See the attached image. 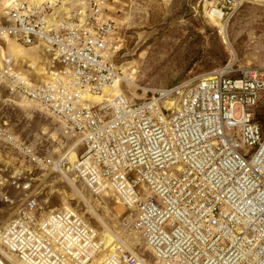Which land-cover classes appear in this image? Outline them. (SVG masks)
<instances>
[{"label": "built area", "instance_id": "obj_1", "mask_svg": "<svg viewBox=\"0 0 264 264\" xmlns=\"http://www.w3.org/2000/svg\"><path fill=\"white\" fill-rule=\"evenodd\" d=\"M112 1L0 0V39L43 55L27 66L43 76L34 81L0 51V82L59 122L62 145L71 140L76 154L74 162L62 156L60 166L68 160L92 194L112 193L132 211L161 264H264V66L229 63L135 104L123 93L87 102L121 77L109 61L117 33ZM260 1L200 2L224 26L244 4ZM0 142L33 170L55 169V160L6 124ZM31 174L14 176L12 185L28 193ZM3 201L17 204L8 195ZM20 202L0 231V264L144 262L121 239L109 246L73 206L41 218L36 197Z\"/></svg>", "mask_w": 264, "mask_h": 264}, {"label": "rangeland", "instance_id": "obj_2", "mask_svg": "<svg viewBox=\"0 0 264 264\" xmlns=\"http://www.w3.org/2000/svg\"><path fill=\"white\" fill-rule=\"evenodd\" d=\"M200 1L111 2L110 12L116 21L117 33L109 61L124 78L120 91L131 104L150 98L155 90L192 82L229 63L237 68L264 66V2L244 4L220 32L205 15ZM0 51L13 54L16 65L22 67L27 66L24 53L31 55L13 39H0ZM40 56L41 52L35 53L36 59ZM129 78L133 80L125 81ZM113 90L89 97L87 102L101 104L117 94ZM175 102L179 107L180 98ZM0 124H6L42 156L55 161L64 155L71 162L75 159L72 141L64 139L66 145H62L59 122L40 107L10 94L1 82ZM68 168L66 164L62 171L52 166L33 170L27 161L0 142V231L18 210L20 200L31 194L38 200L41 218L65 205L73 206L108 239L109 246L116 237L120 238L145 264H161L146 245L142 232L135 227L133 212L118 203L112 193L92 194ZM31 170L33 180L28 193L12 185L14 176ZM4 195L15 199L17 204L4 202Z\"/></svg>", "mask_w": 264, "mask_h": 264}, {"label": "crops", "instance_id": "obj_3", "mask_svg": "<svg viewBox=\"0 0 264 264\" xmlns=\"http://www.w3.org/2000/svg\"><path fill=\"white\" fill-rule=\"evenodd\" d=\"M26 49H28L29 52L31 53V55H28V53H24V56H26V59H24V61H26L27 66H28V64H34V63H38L39 61H42V60H40L41 58H43L42 57L43 55H42V49L41 48L30 47V48H26ZM36 52H41V56H40L41 58L40 59L39 58L38 59L35 58V53ZM20 53H22V49H20ZM27 66L26 67H22L21 65H19V68H20L21 71L26 73L29 78L33 79L34 81H40L43 78V76L41 74H39V73H37L35 71H28L29 69H27Z\"/></svg>", "mask_w": 264, "mask_h": 264}, {"label": "bare ground", "instance_id": "obj_4", "mask_svg": "<svg viewBox=\"0 0 264 264\" xmlns=\"http://www.w3.org/2000/svg\"><path fill=\"white\" fill-rule=\"evenodd\" d=\"M260 2H264V0H261ZM212 22H213V24L216 26V27H218V28H220V32H222V31H224L225 30V28H226V25H222L221 24V22L220 21H218V20H212ZM223 29V30H222ZM1 54H4V52L3 51H1ZM20 59H22V57L20 58ZM230 65H232V63L230 64ZM122 80H124V78L121 76L120 78H119V80L118 81H116V83H115V85H114V93H121V91H120V84H121V82H122ZM133 79L132 78H129V79H125V81H127V82H130V81H132ZM109 91V89H107L106 90V92H108ZM76 160V156H75V159H74V161ZM63 161V159L62 160H60V161H56L55 162V169H58V170H60V171H62L63 170V167H64V165H66L67 163H65V164H63V166L61 167L60 166V163ZM73 161V162H74ZM71 162V161H70ZM60 166V167H59ZM119 240H120V238H118ZM108 240V239H107ZM114 240H117V237H116V239H114ZM122 240V239H121ZM120 240V241H121ZM122 242V245H123V247L125 248V249H127L126 247H125V243L123 242V241H121ZM128 250V249H127ZM128 251H130V250H128ZM130 252H132V253H134V254H136V255H138L137 253H135V252H133V251H130ZM102 258H100L99 260H101ZM141 264H145V262H142Z\"/></svg>", "mask_w": 264, "mask_h": 264}, {"label": "trees", "instance_id": "obj_5", "mask_svg": "<svg viewBox=\"0 0 264 264\" xmlns=\"http://www.w3.org/2000/svg\"><path fill=\"white\" fill-rule=\"evenodd\" d=\"M262 109L258 112V119L263 123L264 126V106L261 107Z\"/></svg>", "mask_w": 264, "mask_h": 264}]
</instances>
